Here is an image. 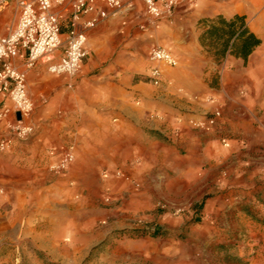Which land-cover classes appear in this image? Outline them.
<instances>
[{"label":"rangeland","instance_id":"rangeland-1","mask_svg":"<svg viewBox=\"0 0 264 264\" xmlns=\"http://www.w3.org/2000/svg\"><path fill=\"white\" fill-rule=\"evenodd\" d=\"M198 2L227 4L178 0L168 15L152 19L141 0L132 3L133 19L161 24L150 48L186 58V65L162 69L192 67L165 24L176 20L181 33L192 20L186 9ZM55 11L65 33L69 15ZM95 28L86 32V56L73 76H51L43 64L35 66L59 85L81 81L78 105L61 106L57 120L66 131L84 125L85 135L38 138L32 111L26 119L32 134L0 152V264H264V112L255 110L249 121L242 87L223 86L218 71L206 75L208 88L177 90L206 105L191 111L170 101L175 96L167 83H149V68L133 79L145 91L129 95L120 111L114 30L97 42L90 37ZM199 36L202 52L225 67L227 57L217 60ZM98 52L111 56L98 58ZM58 94L61 104L65 96ZM0 96L3 136L18 116L8 95ZM215 112L219 117L209 125Z\"/></svg>","mask_w":264,"mask_h":264},{"label":"crops","instance_id":"crops-1","mask_svg":"<svg viewBox=\"0 0 264 264\" xmlns=\"http://www.w3.org/2000/svg\"><path fill=\"white\" fill-rule=\"evenodd\" d=\"M134 0H127L123 7L117 12L108 11L107 17L101 20L96 25V30L90 35L97 42H103L104 37L107 36L110 29L113 28V34L116 38L114 43V56L119 59V82L121 86L117 88L119 93V102L116 107L122 111L123 108L129 105L127 98L133 95L134 92H144V88L139 83H133V79L137 75L144 74L146 69L153 67L149 61V48L154 42V34L161 28V24H151L148 21H138L131 17L134 11ZM234 2V3H233ZM229 4L227 7L226 5ZM227 4L217 5L211 2L208 7L202 6L198 2L194 9L186 13L190 14L188 26H183L185 29L180 33L179 24L172 19L165 24L170 40H177L181 42L185 51L189 52V58L193 60L190 70H168L162 69V81L168 84L167 91L175 96L174 103L178 106H183L194 112L203 111L206 105L202 102H193L191 95H181L177 92L179 88L189 89L194 85L199 88L207 86L205 77L210 71H218L220 75V82L227 88L233 84L242 87L244 91L243 101L247 115L250 120L254 119L255 110L264 112V0H227ZM223 16L224 18H231L234 15L246 16L245 23L248 30L261 41V44L249 55L246 61L238 58L227 56L225 59V67L217 65L213 62L211 57L202 52L198 43L199 31L196 22L202 18H212L215 16ZM18 17V8L15 0H10L7 6L0 10V37L6 36L13 28ZM62 34H65L62 32ZM169 51V50H168ZM171 52V51H170ZM98 58H108L111 55L101 54L98 52ZM176 60L186 65V58L181 53L176 56L172 53ZM24 55L10 60V64L15 67H24ZM228 66V67H227ZM217 69V70H216ZM27 84V95L30 98L33 106L32 123L36 128L35 136L38 138H58L68 135L74 138H82L87 130L82 125L76 130H63L59 126L57 120V113L61 106L69 104L70 106H77L79 88L76 87L81 81H76L75 84L71 79H63L65 83L59 85L57 78H49L46 72L40 67L26 69L23 71ZM47 81V82H46ZM80 85H82L80 83ZM171 85L172 88H169ZM74 87V88H73ZM73 88V89H72ZM78 88V89H77ZM48 90V96L46 91ZM211 92H218L213 89H208ZM69 91V93H67ZM59 92L65 96L62 103H58ZM1 97V96H0ZM84 97V93H83ZM82 97V100L84 99ZM89 94L85 93V101H88ZM222 98L224 105L228 106L230 98L223 92ZM1 101V98H0ZM84 101V100H83ZM215 100L214 102H216ZM147 105V102L144 103ZM219 113V112H218ZM264 114V113H262ZM84 118L80 119L81 123H85ZM140 122L143 118L138 116ZM224 120L227 121L226 117ZM3 120L0 118V123ZM1 131V130H0ZM142 132L135 129L133 132L140 135ZM59 133H64L59 135ZM122 136V134H121Z\"/></svg>","mask_w":264,"mask_h":264},{"label":"built area","instance_id":"built-area-1","mask_svg":"<svg viewBox=\"0 0 264 264\" xmlns=\"http://www.w3.org/2000/svg\"><path fill=\"white\" fill-rule=\"evenodd\" d=\"M10 0H0V10ZM127 0H15L18 18L14 28L0 37V93L7 94L18 118L8 124V133L0 136V152L13 141L25 140L33 128L26 121L33 106L27 95L23 72L16 70L10 60L24 55V67L34 68L43 64L51 76H73L80 68L86 52V32L107 17L108 11L117 12ZM145 14L152 19L168 15L178 0H141ZM69 15V27L62 34L58 13ZM61 51L60 53H58ZM149 61L154 64L148 72L153 87L162 84L161 67L175 68L177 60L170 51L160 46L149 50ZM219 117L215 112L208 120L213 125ZM69 156L64 161H70Z\"/></svg>","mask_w":264,"mask_h":264},{"label":"trees","instance_id":"trees-1","mask_svg":"<svg viewBox=\"0 0 264 264\" xmlns=\"http://www.w3.org/2000/svg\"><path fill=\"white\" fill-rule=\"evenodd\" d=\"M197 26L203 29L199 42L204 49L213 52L217 60L227 56L246 61L249 55L261 44L247 28L245 16L231 18L215 16L198 20Z\"/></svg>","mask_w":264,"mask_h":264},{"label":"bare ground","instance_id":"bare-ground-1","mask_svg":"<svg viewBox=\"0 0 264 264\" xmlns=\"http://www.w3.org/2000/svg\"><path fill=\"white\" fill-rule=\"evenodd\" d=\"M234 3V2H233ZM250 141V140H249Z\"/></svg>","mask_w":264,"mask_h":264}]
</instances>
